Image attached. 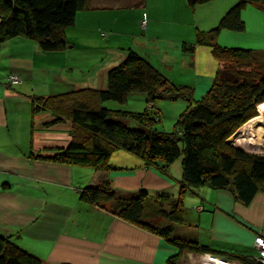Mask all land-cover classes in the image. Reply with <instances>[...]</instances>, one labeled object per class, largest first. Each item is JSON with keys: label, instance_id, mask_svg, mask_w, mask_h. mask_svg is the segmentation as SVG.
<instances>
[{"label": "crops", "instance_id": "1", "mask_svg": "<svg viewBox=\"0 0 264 264\" xmlns=\"http://www.w3.org/2000/svg\"><path fill=\"white\" fill-rule=\"evenodd\" d=\"M235 5L236 0H216L196 7L188 0H94L93 8L80 12L75 25L67 30L70 46L66 51L45 53L35 42L23 38L5 43L1 51L17 59L10 74L17 75L21 83L11 86L9 77L0 74V234L43 264H168L179 253L176 247L90 205L81 194L85 188L109 180L121 195L146 191L152 198L164 195L177 200L183 181L180 162L166 171L150 169L138 158L119 152L112 157L108 171L94 170L83 181L76 176V166L37 158L53 157L69 147L72 124L53 125L55 118L50 113L33 115V98L80 88L105 89L108 71L125 59L129 49L153 65L150 57L169 62L173 51L188 54L184 45L194 44L199 32L215 29ZM247 13L264 30V11L249 6L242 17ZM247 27L244 33L223 31L219 43L229 41L231 47H246L241 38ZM161 31L175 37L161 39ZM102 37L108 40L97 43ZM80 40L82 49L77 47ZM198 53L213 58L214 68L207 70L216 76L221 65L211 50L198 47L191 55ZM48 56H62L63 67L51 68L54 61L46 59ZM20 60L27 61L26 65ZM157 68L165 75L164 68ZM205 77L209 79V75ZM193 79L186 78L189 82ZM195 80L198 83L197 76ZM183 203L186 222L175 225V237L197 241L215 251L258 254L256 238L264 237V193L246 206L229 190L188 189ZM166 225L163 221L162 226Z\"/></svg>", "mask_w": 264, "mask_h": 264}, {"label": "trees", "instance_id": "2", "mask_svg": "<svg viewBox=\"0 0 264 264\" xmlns=\"http://www.w3.org/2000/svg\"><path fill=\"white\" fill-rule=\"evenodd\" d=\"M213 1L216 0H188L191 7ZM93 2L0 0V54L3 45L16 38L35 42L45 53L66 51L70 46L67 30L75 25L80 12L93 8ZM249 6L264 11V0H236L215 29L199 32L194 44L184 45V51L190 54L198 47L210 49L221 65L201 100H194V88L174 85L133 50H128L125 59L108 71L105 89L81 88L33 98V115L50 113L55 118L53 125L65 121L72 124L69 147L53 157L37 156L38 159L97 171L109 170L118 152H126L154 168L166 169L180 162L183 181L177 200L164 195L152 198L146 191L121 195L109 180L89 186L81 194V199L90 205L176 247L179 253L168 264H179L185 253L191 252L212 254L236 264H256L258 254L252 257L215 251L197 241L174 236L175 225L186 222L183 196L188 189L229 190L246 206L264 193V155L239 149L231 141L243 126L258 117V107L264 103V50L223 47L218 43L223 31H246L242 14ZM135 94L145 96L148 103L167 99L187 100L189 104L171 133L158 129L159 112L103 106L110 101L125 104ZM163 221L166 226H162ZM0 264L43 261L0 234Z\"/></svg>", "mask_w": 264, "mask_h": 264}, {"label": "rangeland", "instance_id": "3", "mask_svg": "<svg viewBox=\"0 0 264 264\" xmlns=\"http://www.w3.org/2000/svg\"><path fill=\"white\" fill-rule=\"evenodd\" d=\"M251 11V10H248ZM247 12V11H246ZM244 21L246 23L247 27V33L244 36V39L241 38V41L246 44V47H240V48H247V49H255V50H264V41L262 38H264V30H261L259 25L256 23L255 19L253 18V15L250 13H247L244 17ZM162 28V27H159ZM159 38L161 39H168L171 36L175 37L173 33L164 32L161 31L159 33ZM127 36H124L123 40ZM107 37H102L101 40H98L97 43L105 42ZM109 40L112 42L113 45H116L117 42L112 40V37H109ZM126 42V41H124ZM221 42V41H220ZM224 44H223V43ZM221 43H218L223 46V47H231L233 45L229 44V41H222ZM70 43V42H69ZM95 44V47L98 46V44ZM112 45V46H113ZM82 46H84V43L80 40L78 41V48L82 49ZM129 46V45H128ZM127 46V48H128ZM130 48V47H129ZM130 50V49H129ZM29 53V51H27ZM8 52H2L1 51V57H0V74L2 76H5V78L10 77V67L17 66V59L10 58L9 56L6 57ZM204 54V53H203ZM34 58V57H33ZM32 58V59H33ZM62 56L59 57H54V56H48L46 59L53 60L54 65L51 66V68L56 69V67H63L64 61L62 59ZM152 58V59H151ZM30 59V60H32ZM151 61L153 60L154 64L157 66H160L164 68L165 75L170 78V81L176 85V86H190V87H195L197 90H195L194 93V100H201L202 97L206 94L208 91L206 88L208 85L213 84L215 75L214 73L208 72V68L212 66L214 68V61L211 56L207 55H200L199 53L196 55V57H193L191 54H183V56L180 55L179 51H173L171 55L170 61H163V59L157 58L155 61L154 57H150ZM14 62L16 65L10 66L8 63ZM20 64L23 66L26 65L27 61H19ZM67 65L68 62L66 61ZM154 65L156 68L157 66ZM33 67V65H31ZM172 67H174V71H172ZM174 72V73H173ZM197 74V75H196ZM206 75H209V79H206ZM193 76V81L189 82L186 80V78H190ZM197 76L198 83L195 80ZM203 79L202 81V78ZM196 81V83H195ZM195 84V85H194ZM9 85H13L10 84ZM81 89V88H80ZM207 90V91H206ZM188 101L187 100H176V101H170L167 99H158L156 102H150L148 103L147 99L143 95L135 94L131 95L127 103L125 104H119L117 102H105L103 106L105 108H110L113 110H122V111H132V112H144L146 110H150L152 113L154 112H159L160 115V123L158 124V129L160 131L164 132H174L175 127L177 125V122L181 116V114L187 109L188 107ZM261 107H264V103L261 104L258 107V112L259 115L256 118H259L262 116ZM155 114V113H154ZM253 119V120H256ZM252 121V120H251ZM249 121V127L253 132L249 133L251 134L248 137V140L251 142L248 147L245 144L239 143V139L242 137L244 134L243 128L239 131V134L237 135L236 138H233L232 140L236 143V145H239L238 147L245 149L247 152L251 154H257V155H264V121L259 122L258 120L254 121V124H250ZM247 123V124H248ZM246 124V125H247ZM245 125V126H246ZM133 128L136 127V124L132 123ZM119 153V152H118ZM134 157V156H132ZM144 163V162H143ZM145 165V164H144ZM179 170L182 172L181 164H179ZM77 170V178H80L81 180L89 179L91 175L94 174V169L89 168V167H82V166H76ZM146 168H154V167H148L145 166ZM160 170H169V168H156ZM178 170V168L176 167ZM102 171H108V170H102ZM183 175V173H182ZM80 181V180H79ZM186 200V199H185ZM187 202V200H186ZM167 208H170V206L166 205ZM199 211H203L200 208H198ZM155 235V234H154ZM209 257H213L214 259L212 260ZM184 259H181L179 263L181 264H227V260L221 259L215 255L212 254H196V253H185ZM183 260V261H182Z\"/></svg>", "mask_w": 264, "mask_h": 264}, {"label": "built area", "instance_id": "4", "mask_svg": "<svg viewBox=\"0 0 264 264\" xmlns=\"http://www.w3.org/2000/svg\"><path fill=\"white\" fill-rule=\"evenodd\" d=\"M142 26L145 28L147 26V20L142 22ZM9 83L13 85H17L21 83V79L17 75H11L9 77ZM203 210V208H200ZM255 246L258 250V256L255 258L256 264H264V237L258 236L255 241ZM227 264H236L234 262H227Z\"/></svg>", "mask_w": 264, "mask_h": 264}, {"label": "bare ground", "instance_id": "5", "mask_svg": "<svg viewBox=\"0 0 264 264\" xmlns=\"http://www.w3.org/2000/svg\"><path fill=\"white\" fill-rule=\"evenodd\" d=\"M260 113H262V116L261 117H259V118H256V120H258L259 122H263L264 121V107H261V111H260ZM256 120H252L251 122H250V124H254V121H256ZM250 125H249V123L246 125V126H243L242 128H243V130H244V134L242 135V137L239 139V143H242V144H245L247 147H248V145L251 143L249 140H248V137L252 134H250L249 133V131L250 132H253L250 128H248ZM241 128V129H242ZM240 129V130H241ZM237 146H239V145H237Z\"/></svg>", "mask_w": 264, "mask_h": 264}, {"label": "water", "instance_id": "6", "mask_svg": "<svg viewBox=\"0 0 264 264\" xmlns=\"http://www.w3.org/2000/svg\"><path fill=\"white\" fill-rule=\"evenodd\" d=\"M231 141H232V143L236 146V147H238L237 145H236V143L231 139ZM239 149H242V148H240V147H238ZM242 150H244V151H246L245 149H242Z\"/></svg>", "mask_w": 264, "mask_h": 264}]
</instances>
